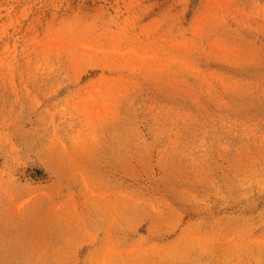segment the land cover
I'll return each mask as SVG.
<instances>
[{
	"label": "rangeland",
	"instance_id": "obj_1",
	"mask_svg": "<svg viewBox=\"0 0 264 264\" xmlns=\"http://www.w3.org/2000/svg\"><path fill=\"white\" fill-rule=\"evenodd\" d=\"M0 264H264V0H0Z\"/></svg>",
	"mask_w": 264,
	"mask_h": 264
}]
</instances>
